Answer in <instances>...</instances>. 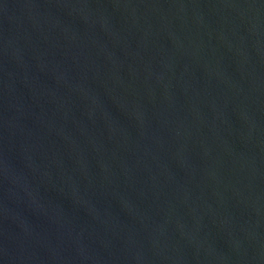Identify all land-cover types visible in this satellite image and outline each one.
Masks as SVG:
<instances>
[{
    "label": "water",
    "instance_id": "95a60500",
    "mask_svg": "<svg viewBox=\"0 0 264 264\" xmlns=\"http://www.w3.org/2000/svg\"><path fill=\"white\" fill-rule=\"evenodd\" d=\"M0 264H264V0H0Z\"/></svg>",
    "mask_w": 264,
    "mask_h": 264
}]
</instances>
